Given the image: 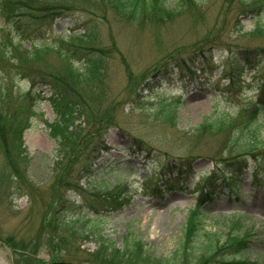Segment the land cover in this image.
<instances>
[{
  "label": "rangeland",
  "instance_id": "374dc122",
  "mask_svg": "<svg viewBox=\"0 0 264 264\" xmlns=\"http://www.w3.org/2000/svg\"><path fill=\"white\" fill-rule=\"evenodd\" d=\"M66 1L74 7L51 29L41 25L44 32L37 39L54 45L61 36L83 35L80 42L65 45L75 50L72 57L53 48L31 55L18 50L11 56L20 63L14 66L0 56V76L6 75L0 86V167L4 178L15 170L22 195L10 194L9 182H3L0 257L5 264H86V257L78 259L80 252L104 250L89 236L94 227L118 250L130 232L156 259L169 257L184 239L201 177L213 169V160L227 158L225 132L212 137L194 129L217 113L238 123L245 120L261 92L257 81L264 74V36L247 35L253 21L240 10L239 0H184L181 11L137 21L118 15L107 0ZM208 56L213 66L189 78L175 73L160 78L170 66L157 73L180 60L198 66ZM71 60L76 66L98 65L91 85L72 77ZM227 63V71L240 70L234 87L222 70ZM37 70L86 96L91 109L86 120L76 122L79 131L59 157L51 132L57 121L51 92L37 85L33 90L40 96L32 106L27 97V76ZM160 101L165 109L175 105L174 119H160ZM258 122L264 131V116ZM98 135L111 149L88 170L84 160ZM132 140L145 146L140 150ZM165 178L175 181L174 189L154 192L153 185ZM95 179H103L106 188H91ZM240 187L241 202L224 194L202 205L197 216L201 235L193 238L194 247L205 242L203 234L221 237L231 221L240 219L244 234L252 237L243 258L264 264V180L254 185L244 178ZM116 194L122 203L112 208L110 198ZM79 228L84 233L76 237Z\"/></svg>",
  "mask_w": 264,
  "mask_h": 264
},
{
  "label": "trees",
  "instance_id": "16d2710c",
  "mask_svg": "<svg viewBox=\"0 0 264 264\" xmlns=\"http://www.w3.org/2000/svg\"><path fill=\"white\" fill-rule=\"evenodd\" d=\"M239 2L240 10L253 21V29L247 35L264 36V22L262 21L264 0H239ZM107 3L118 15L135 21L144 15L149 16L152 13H160V15L165 16L172 10L181 11L185 7L184 0H107ZM74 5V3L70 4L66 0H0V19L2 20L0 28L1 58H7L6 61H10L14 66H17L20 63L17 64L11 56L18 50H25L31 55L34 54L33 51L38 54L47 53L49 48L62 53L65 58L67 56L72 57L75 50L65 45H72L79 39H85L83 35H79L80 37L76 34L61 36L59 42L54 45L40 42L37 37L41 36V32H44V27L45 29L47 27L51 29L50 25L52 26L58 18L64 16L65 12H68ZM41 25H43V28ZM40 40L43 41V39ZM25 41L30 46L32 45V49L30 46L23 47ZM202 56L200 57L202 58ZM212 60L209 56L204 57L200 60L201 63H198V66H195L190 59L188 61L180 60L179 62L166 64V66L159 68L157 73H161L164 68L170 66V72H162L160 78L165 74L175 73L180 75V79H185L186 77L189 78L190 75H196L204 67L206 69L211 68L213 66ZM242 60L245 59L242 58ZM71 62L73 63L71 68L72 77L77 82L84 81L91 85L99 72L98 65L95 62L86 61L85 64L76 66V62L74 63L72 60ZM257 62L260 64L263 60L259 58ZM227 65L228 63L221 65L222 70L224 75L230 79L229 86L234 87L238 79L235 72L240 70L235 66L236 68L233 67L230 68V71H227ZM37 72L38 70L30 72L27 76V79L31 81V89L28 90L27 97L30 106H32L40 96V94L36 95L38 92L33 90L37 85H43L51 92L49 100L55 105L57 117L56 129L51 128V132H53L52 136L57 139L56 156L59 157L61 153H64L67 149L69 150L73 137H76L74 134L79 131V125H76V122L81 118L86 120L88 114L91 113V109L90 107L87 108L86 96L83 97L75 89L61 84L56 78L50 79L48 76L38 75L40 73ZM5 76H0V86ZM19 76H22V74L19 73ZM257 83L261 89L260 95L256 102L251 103L253 105L248 114L245 115L246 118L243 122L238 123V121H233L227 114L217 113L205 117L195 127L194 133L200 132V134L203 133L206 136H218L225 132L227 149L224 154L227 158L213 160L214 168L206 173L205 177L203 176L195 210L190 212L187 227L184 230V239L169 257L156 259L145 249V245L130 232L124 237V241L118 250L115 248L114 243L105 237L101 228L94 227L91 229L89 236L94 239L96 245L104 246V250L102 253L97 252L95 255H86L80 252L77 255L78 259L86 257V264H250L246 258H243V254L248 249L252 237L244 234L239 219L231 221L221 237L215 234H203L205 242L199 248L194 247L195 240L193 238L201 235V226L197 218L204 202L212 199L213 196L225 193L224 191L233 196L234 199H240V183L244 178L251 179L255 184H259L264 180V131L261 130L260 123H258V115L264 111V74L258 79ZM0 92H4V89H1ZM160 103L162 107L159 115L160 119L165 121L174 119L176 117L175 105L165 109L164 103L162 101ZM99 120L98 123L104 124V120ZM130 142L131 145L140 150L145 146V144L136 140ZM110 149L111 147L106 143V140L98 135L97 141L92 144L89 154L84 160L86 165L84 168L92 169L101 154L108 153ZM14 172L13 169L10 176L4 178L0 167V192L5 181L7 182L6 185L9 182L10 194L20 193L21 189L13 175ZM15 174L17 176V172ZM159 174L155 173V175ZM151 177H147L146 181H150ZM170 180V178L168 180L165 178L162 186L171 191L173 190L171 184L174 181L171 182ZM90 183L91 188H106L103 179H95ZM153 186L154 192L164 193L162 189H159L160 185L158 186L155 183ZM20 196L22 195L19 194L18 197ZM110 201L112 208L122 203V199L118 194L110 198ZM79 229L80 231H74L76 237L84 233V230Z\"/></svg>",
  "mask_w": 264,
  "mask_h": 264
},
{
  "label": "bare ground",
  "instance_id": "6f19581e",
  "mask_svg": "<svg viewBox=\"0 0 264 264\" xmlns=\"http://www.w3.org/2000/svg\"><path fill=\"white\" fill-rule=\"evenodd\" d=\"M160 224L155 225L154 229L157 230L159 228ZM0 264H5L3 260L0 257Z\"/></svg>",
  "mask_w": 264,
  "mask_h": 264
}]
</instances>
